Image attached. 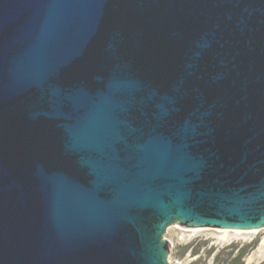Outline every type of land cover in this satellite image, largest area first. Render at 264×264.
Returning a JSON list of instances; mask_svg holds the SVG:
<instances>
[{"label":"water","instance_id":"obj_1","mask_svg":"<svg viewBox=\"0 0 264 264\" xmlns=\"http://www.w3.org/2000/svg\"><path fill=\"white\" fill-rule=\"evenodd\" d=\"M171 225L264 228V0H0V264H169Z\"/></svg>","mask_w":264,"mask_h":264},{"label":"rangeland","instance_id":"obj_2","mask_svg":"<svg viewBox=\"0 0 264 264\" xmlns=\"http://www.w3.org/2000/svg\"><path fill=\"white\" fill-rule=\"evenodd\" d=\"M171 225L164 238L169 244V264H264V228L254 233H223L213 230H189ZM238 249L244 254L233 260Z\"/></svg>","mask_w":264,"mask_h":264},{"label":"bare ground","instance_id":"obj_3","mask_svg":"<svg viewBox=\"0 0 264 264\" xmlns=\"http://www.w3.org/2000/svg\"><path fill=\"white\" fill-rule=\"evenodd\" d=\"M189 230H213L216 232L223 233L221 238H228L231 236L230 235L231 233H245L246 234V233H254L258 231V230L218 229V228H201V227H190Z\"/></svg>","mask_w":264,"mask_h":264},{"label":"trees","instance_id":"obj_4","mask_svg":"<svg viewBox=\"0 0 264 264\" xmlns=\"http://www.w3.org/2000/svg\"><path fill=\"white\" fill-rule=\"evenodd\" d=\"M244 254V250L243 249H238L237 253L234 255L233 260H238L242 257V255Z\"/></svg>","mask_w":264,"mask_h":264}]
</instances>
